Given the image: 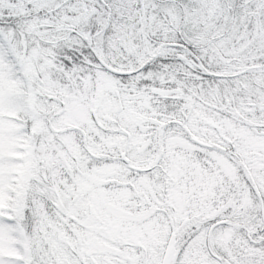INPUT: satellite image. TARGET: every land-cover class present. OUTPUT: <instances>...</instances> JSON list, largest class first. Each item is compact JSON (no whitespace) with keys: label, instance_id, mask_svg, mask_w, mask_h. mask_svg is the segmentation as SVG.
Listing matches in <instances>:
<instances>
[{"label":"trees","instance_id":"1","mask_svg":"<svg viewBox=\"0 0 264 264\" xmlns=\"http://www.w3.org/2000/svg\"><path fill=\"white\" fill-rule=\"evenodd\" d=\"M7 42L16 56L8 49ZM0 45L19 77L28 73L19 65V59L25 58L23 55L37 67L34 70L37 75L47 74L65 85L79 83L84 74L94 78L97 71L115 77L117 88L125 94L123 98L116 97L124 105L121 109L138 116V121L114 117L112 122L98 112L92 113L91 120L98 131L122 137L118 149L107 154L96 146L88 149L92 140L102 143L91 126L78 125L85 132V147L80 129L71 128L82 153L80 167L75 164V155L65 151L50 127L35 131L28 111L21 110L18 118L31 131L34 152L41 157L33 162L38 169L32 171L16 215L28 237L30 264H46L51 255L47 258L43 250L58 233L64 232L77 247L73 233L86 235L89 231L88 226L79 222V214L69 215L56 207V197L65 209L70 206L73 193L65 186L73 185L71 172L97 170L113 159L124 165L142 157V164L153 152H158L156 162L145 166L135 162L134 168L118 169L111 177L132 185L133 176L144 174L155 185L162 184L160 189H153L155 196L164 194L170 180L167 170L170 158L164 140L170 130L206 142L208 145H200L204 148L230 150L241 172L234 181L243 183L242 187H247L254 200L253 203L231 200L242 192L238 183L228 188L234 195L227 192L219 196L223 200L218 202L216 213L225 221L228 219L229 224H222L216 230L215 237L221 241L212 238L213 248L237 264L226 254L227 246L239 245L237 239L251 246L252 241L246 235L253 230L255 245L261 243L258 224L264 219L257 192L263 201L264 192L252 168L251 154L245 155L232 136L225 143L208 131L193 133L191 120H196L200 113L212 121L226 118L264 130V0H0ZM105 65L119 72H112ZM39 96L46 98V93L38 95L35 106L46 123L45 117L51 118V98H47L49 104H46L39 102ZM144 123L150 127L151 140L137 152L132 136L142 133ZM52 143L62 147V157ZM119 151L124 153L126 161ZM199 158L204 164L209 159L202 155ZM42 170L44 176L40 175ZM250 178L255 182L254 188ZM145 192L141 190L135 196L138 203H130L134 214L141 213L149 204L168 206L158 196L150 195L144 201ZM77 203L78 212L87 209L83 195ZM225 226L234 231L231 237L221 230ZM202 241L205 246H211ZM111 244L120 247L113 240ZM259 264H264V260Z\"/></svg>","mask_w":264,"mask_h":264},{"label":"rangeland","instance_id":"2","mask_svg":"<svg viewBox=\"0 0 264 264\" xmlns=\"http://www.w3.org/2000/svg\"><path fill=\"white\" fill-rule=\"evenodd\" d=\"M7 44L13 56H16L11 43ZM2 48L0 45V264H30L29 258L32 253L28 237L16 215L23 203L22 193L28 186L32 171L38 169L33 162L36 159L41 160V157L34 152L31 131L28 132L26 124L18 118L21 110L28 111L29 118L32 119L31 127L35 131L50 127L53 134L60 138L65 151L75 155L77 158L75 164L80 167L83 163L82 153L74 133L70 131L71 128L80 129L78 125L81 123L91 126L102 143L92 140L88 149L96 146L107 154L117 148L122 137L114 134L105 135L102 130L98 131L93 126L92 113L98 112L112 122H115L114 117L136 121L138 116L125 108L121 109L124 105H121L120 101L117 102L116 97L123 98L125 94L117 88L118 82L115 77L97 71L94 78L89 75L85 77L84 74L83 78L80 77L79 83L65 85L49 78L47 74L42 77L37 75L34 71L37 67L25 55L24 59H19V65L28 73H23L19 77L14 73L13 63L9 61ZM33 79L37 81L32 82ZM42 92L46 93V98L39 96V102L42 100L49 104V98L52 102L51 118L49 120L45 117L46 123L35 108L37 97ZM197 117L196 120H191L194 126L193 133L202 134L208 131L214 138L225 143H228L229 136H232L244 150L245 155L251 154L252 168L257 172V180L264 192V130L259 131L250 125H241L226 118L212 121L200 113ZM145 125L147 123L141 126L142 133L132 136V141L137 144V152L151 140L148 136L150 127L147 128ZM80 131L85 147V132L82 129ZM52 146L62 157L64 153L62 147L58 143H52ZM164 146L170 158L167 167L170 180L164 194L159 193L160 195L155 196L153 189L155 187L160 189L159 185L162 184L155 185L154 180H148L144 174L133 176L130 180L132 185L112 179L111 175H115L116 170L134 168L137 162L141 164L144 160L142 157L124 165L113 159L100 165L97 170L85 172L79 169L77 173L71 172L73 185L64 184L65 189L73 193L70 206L65 209L61 200L56 197V207L69 215L79 214V222L88 226L89 231L86 235L73 233L77 239V247L69 238L67 239L64 232L58 233L56 239L52 237L48 247L43 250L47 258L51 255L46 264H126L124 261L127 263L132 261L131 264H158V248L162 247L165 233L173 218L179 221L185 216L196 214L202 208H211L213 205L209 200L215 185L218 186L215 191L219 198L220 195L229 192L230 184L238 183L239 191L242 192H239L240 196L236 198L231 197V200L234 203L241 200L244 203H253L247 187H242L243 183L240 181H234L241 176V172L232 159L230 150L223 147L204 148L179 130L168 131ZM158 154L153 152L152 157L141 165L156 162ZM197 154L209 159L204 164L199 156L196 159ZM213 167L216 170L219 168V172L217 171L219 178L216 181L210 171ZM40 175H45L43 170L40 171ZM250 184L255 187L254 181ZM51 187L54 188L53 185ZM141 190H146L144 201L151 195L152 198L157 196L161 198L166 206L169 204L168 223L164 224L161 220L165 215L163 204L162 207L149 204L148 208L139 214L131 211L130 203H138L135 196L139 195ZM81 195L84 205L86 201L88 206L87 209L78 212L77 200ZM222 200L219 198L218 202L221 203ZM221 230L224 235L232 233L228 226ZM176 239H179V244L185 239V246L194 244L205 247L202 241L204 238L200 239L198 235L194 237L180 235ZM111 240L115 244L120 243V247L113 246ZM223 242L226 245V237ZM198 257L193 254L188 264H196Z\"/></svg>","mask_w":264,"mask_h":264},{"label":"flooded vegetation","instance_id":"3","mask_svg":"<svg viewBox=\"0 0 264 264\" xmlns=\"http://www.w3.org/2000/svg\"><path fill=\"white\" fill-rule=\"evenodd\" d=\"M211 172L214 174V180L217 179V173L216 169L212 168ZM216 189V185H215ZM211 194V200L210 204L212 203L211 209L208 210L207 208L200 209L196 214H192L189 216L181 218V220L177 221V219L174 217L173 222L174 226H172V223L167 228V231L165 233L164 240L162 241V247L158 248V254H159V261L161 259V255L163 253V250L165 248V242L167 237L171 232L174 233V251H175V258L173 261V264H188V260L194 255L199 256L198 261L196 264H232L227 257L223 256L219 252H217L213 247V239L218 242L221 240H218L216 236V230L222 225L229 224L228 219L225 221V218L218 217L217 215V202L219 198L216 196L217 191H215ZM168 204V203H167ZM169 205V204H168ZM166 206V204H165ZM165 216H164V224L169 222L168 216L169 214V207H165ZM249 217V216H248ZM255 217V216H254ZM224 220V221H223ZM262 220V219H261ZM222 221V222H221ZM166 226V225H165ZM176 226V227H175ZM175 227V228H173ZM253 227H256V223H253ZM166 230V229H165ZM231 234L227 235L228 237H231V235L234 233L233 230H231ZM247 235L249 241H252V245H246L242 239H237L239 245H230L227 246V255L229 258H232L236 261L237 264H259L262 260H264V222L261 221L260 224H258V236L260 237L259 241L261 243H258V245H255V241L252 238L251 234L254 235L255 230H253L251 233L247 231ZM186 234L188 236H196L198 235V238L202 239L204 238L206 243H210V245H206L205 247L201 246H195L194 244H191L190 246H185V239L181 244H179V239L176 238L181 235V237H186ZM218 240V241H217ZM185 242V243H184ZM231 243V242H230ZM221 250L220 248H218ZM194 251V252H191ZM233 253H236L234 255ZM240 254V255H237ZM241 256V257H237ZM159 264V263H158Z\"/></svg>","mask_w":264,"mask_h":264},{"label":"water","instance_id":"4","mask_svg":"<svg viewBox=\"0 0 264 264\" xmlns=\"http://www.w3.org/2000/svg\"><path fill=\"white\" fill-rule=\"evenodd\" d=\"M105 67L107 69H109L110 71L112 72H119L118 70L108 66V65H105ZM196 142H199L201 143L199 140L197 139H194ZM121 157L125 160V156L124 154H121ZM261 216L262 218H264V208H263V205L261 204ZM174 257H175V252H174V234L173 232L170 233L168 239H167V242H166V245H165V248H164V251H163V254H162V257H161V263L160 264H172L173 260H174Z\"/></svg>","mask_w":264,"mask_h":264}]
</instances>
